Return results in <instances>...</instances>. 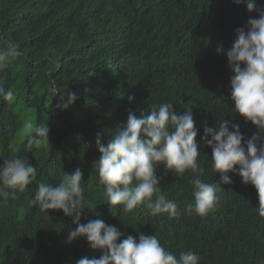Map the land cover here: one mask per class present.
Listing matches in <instances>:
<instances>
[{"label": "trees", "instance_id": "16d2710c", "mask_svg": "<svg viewBox=\"0 0 264 264\" xmlns=\"http://www.w3.org/2000/svg\"><path fill=\"white\" fill-rule=\"evenodd\" d=\"M249 16L257 14L234 0H0V45L11 41L21 53L0 69V86L14 92L10 102L0 98V163L26 156L38 173L23 193L0 201V264H76L85 256L100 257L84 238L66 242L76 227L72 217L58 210L48 215L31 204L39 183H57L63 172L77 168L89 207L98 205L85 209L80 223L102 219L124 233L122 239L155 234L177 256L197 253L200 264H264L258 193L239 175L229 173L232 183L221 185L219 206L207 216L182 211L169 219L141 209H110L93 168L100 156L97 135L106 143L126 126L130 111L147 117L153 105L167 101L183 114L180 105L189 100L199 130L200 178L219 180L209 167L211 148L201 141L204 127L230 119L245 138L256 131L232 112V72L226 55L216 52L218 44L231 47ZM56 92L65 100L73 92L77 99L56 110ZM28 124L48 125L49 142L25 153L12 144ZM25 143L24 133L19 146ZM157 175L179 209L193 202L190 173L173 176L161 165Z\"/></svg>", "mask_w": 264, "mask_h": 264}, {"label": "clouds", "instance_id": "9594fccd", "mask_svg": "<svg viewBox=\"0 0 264 264\" xmlns=\"http://www.w3.org/2000/svg\"><path fill=\"white\" fill-rule=\"evenodd\" d=\"M237 5L245 4L249 16L243 27L236 29V36L230 48L218 44L216 52L226 55L230 77V100L234 114L244 121L251 122L256 131L245 138L237 124L230 119L217 122L215 127H204L201 141L211 148L209 167L219 180L206 182L200 177L204 169L199 163L200 148L196 141L198 129L193 119L191 101L180 105L183 114L174 111V103L162 102L153 105L147 117L137 118L135 112L128 114L127 124L109 135L106 143H101L97 135L96 147L100 153L93 168L103 186L104 196L110 206H120L122 213L136 209L146 211L147 215H167L177 218L186 211L204 217L213 212L220 203L217 193L221 185H229V173L239 175L242 183L252 185L258 193L260 218H264V4L255 0H234ZM21 55L19 45L4 41L0 45V69L14 63ZM55 92V88L52 89ZM58 103L52 104L56 110H67L77 96L67 93L65 100L59 92L55 93ZM0 98L6 102L14 99V92L0 86ZM223 100L222 97H219ZM131 99V98H130ZM50 129L31 124L25 127V153L31 152L34 145L49 142ZM163 165L166 172L182 177L190 173L192 203L184 210L169 199L161 188L157 175ZM37 168L26 156H12L0 163V201L14 199L17 192L23 193L27 186L37 179ZM83 173L77 168L72 174L63 172L57 183H39L31 204L40 212L62 211L72 217L76 225L66 238L71 243L84 238L89 249L99 250V258L87 256L76 264H200V256L189 250L175 253L167 250L158 237L137 232L138 239L131 235L126 238L116 226L102 219L80 223L90 201L85 197L82 186Z\"/></svg>", "mask_w": 264, "mask_h": 264}, {"label": "rangeland", "instance_id": "374dc122", "mask_svg": "<svg viewBox=\"0 0 264 264\" xmlns=\"http://www.w3.org/2000/svg\"><path fill=\"white\" fill-rule=\"evenodd\" d=\"M31 114V113H30ZM24 116V119H25V116H30L29 115V113L28 112H26L25 113V115H23ZM32 117V116H31ZM25 133V129H22V131L17 135V137H16V139H15V141L13 142V144H12V147L14 148V149H23V147H24V145L21 147V146H19V144H20V141H21V137H22V135Z\"/></svg>", "mask_w": 264, "mask_h": 264}]
</instances>
